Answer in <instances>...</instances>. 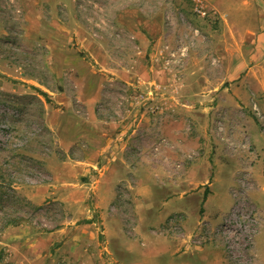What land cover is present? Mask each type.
<instances>
[{
    "label": "rangeland",
    "instance_id": "374dc122",
    "mask_svg": "<svg viewBox=\"0 0 264 264\" xmlns=\"http://www.w3.org/2000/svg\"><path fill=\"white\" fill-rule=\"evenodd\" d=\"M0 264H264V0H0Z\"/></svg>",
    "mask_w": 264,
    "mask_h": 264
},
{
    "label": "built area",
    "instance_id": "2783aa9c",
    "mask_svg": "<svg viewBox=\"0 0 264 264\" xmlns=\"http://www.w3.org/2000/svg\"><path fill=\"white\" fill-rule=\"evenodd\" d=\"M254 109H256V110H257V106H256V105H254Z\"/></svg>",
    "mask_w": 264,
    "mask_h": 264
},
{
    "label": "crops",
    "instance_id": "0c3cea01",
    "mask_svg": "<svg viewBox=\"0 0 264 264\" xmlns=\"http://www.w3.org/2000/svg\"><path fill=\"white\" fill-rule=\"evenodd\" d=\"M174 248L176 249L177 248V246H174ZM173 252H174V250H172Z\"/></svg>",
    "mask_w": 264,
    "mask_h": 264
}]
</instances>
